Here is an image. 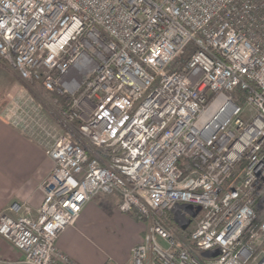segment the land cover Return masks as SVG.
<instances>
[{
    "label": "built area",
    "instance_id": "2783aa9c",
    "mask_svg": "<svg viewBox=\"0 0 264 264\" xmlns=\"http://www.w3.org/2000/svg\"><path fill=\"white\" fill-rule=\"evenodd\" d=\"M0 60L65 130L3 108L53 165L36 216L0 213V264H79L56 239L100 193L148 223L131 264H264V0H0Z\"/></svg>",
    "mask_w": 264,
    "mask_h": 264
},
{
    "label": "crops",
    "instance_id": "0c3cea01",
    "mask_svg": "<svg viewBox=\"0 0 264 264\" xmlns=\"http://www.w3.org/2000/svg\"><path fill=\"white\" fill-rule=\"evenodd\" d=\"M2 112L0 213L9 211V206L16 202L34 217L42 200L38 184L51 170L53 162L39 139L4 121ZM117 202V194L106 193L87 202L75 223L60 232L56 239L57 250L79 264H131L130 249L142 240L148 226L132 213L121 212ZM0 256H19L1 236Z\"/></svg>",
    "mask_w": 264,
    "mask_h": 264
},
{
    "label": "rangeland",
    "instance_id": "374dc122",
    "mask_svg": "<svg viewBox=\"0 0 264 264\" xmlns=\"http://www.w3.org/2000/svg\"><path fill=\"white\" fill-rule=\"evenodd\" d=\"M23 96H29L33 99L39 110L46 115L48 123L56 125L57 130L61 133L65 131L54 114L57 107L55 94L45 90L40 82L23 79L16 70L0 60V112L7 102ZM143 224L148 226L146 222Z\"/></svg>",
    "mask_w": 264,
    "mask_h": 264
},
{
    "label": "trees",
    "instance_id": "16d2710c",
    "mask_svg": "<svg viewBox=\"0 0 264 264\" xmlns=\"http://www.w3.org/2000/svg\"><path fill=\"white\" fill-rule=\"evenodd\" d=\"M192 47H188L187 50L184 52V54L181 56V59H185L186 56L188 55V53L192 50ZM62 100V98H60V101Z\"/></svg>",
    "mask_w": 264,
    "mask_h": 264
},
{
    "label": "water",
    "instance_id": "95a60500",
    "mask_svg": "<svg viewBox=\"0 0 264 264\" xmlns=\"http://www.w3.org/2000/svg\"><path fill=\"white\" fill-rule=\"evenodd\" d=\"M199 209H200V207L197 206L196 209H195V211H198ZM203 254H206V252H203ZM215 254H216V252H215Z\"/></svg>",
    "mask_w": 264,
    "mask_h": 264
}]
</instances>
